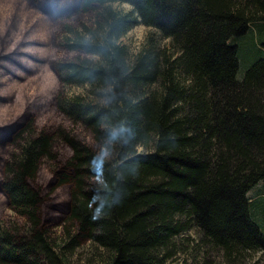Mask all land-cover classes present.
Wrapping results in <instances>:
<instances>
[{"label":"trees","instance_id":"trees-1","mask_svg":"<svg viewBox=\"0 0 264 264\" xmlns=\"http://www.w3.org/2000/svg\"><path fill=\"white\" fill-rule=\"evenodd\" d=\"M18 1L60 18L63 121L38 127L41 104L0 125V264H75L83 247L78 264L264 253V0ZM137 24L150 29L131 53ZM16 45L0 52V104L2 63L36 58Z\"/></svg>","mask_w":264,"mask_h":264},{"label":"rangeland","instance_id":"rangeland-1","mask_svg":"<svg viewBox=\"0 0 264 264\" xmlns=\"http://www.w3.org/2000/svg\"><path fill=\"white\" fill-rule=\"evenodd\" d=\"M20 3L18 0H0V52H7L17 47L14 44L18 43L24 46L20 47L21 51H30L36 58L32 61L21 56L17 58L13 56L16 64L2 63L3 67L13 72V76L5 74L1 79L2 89L11 93V97L0 104V125L12 118L9 116L16 117L23 109L30 110L37 105L38 108L42 104V107L44 105L46 107L44 112L36 113V123L40 128H50L54 123L63 121L55 110L54 103L50 104L59 88L58 80L52 72V63L64 53L56 43V36L61 27L60 18L50 19L37 9ZM115 5L123 9L130 8L127 3H115ZM149 29L143 24H137L124 35L122 40L127 43L131 53L138 49ZM10 41L13 42L9 43ZM262 43L263 40L259 41L258 46L264 49ZM236 44L238 60L242 64V55L247 49L238 41ZM254 57L257 56L255 54L248 56L249 63L253 62ZM24 60L28 65L23 64ZM48 107L50 108L47 109ZM2 209L0 217L12 213L6 206ZM261 232L264 234V223L261 225ZM77 251L79 255H83L81 258H75V264H78L77 259L83 261L88 248H78ZM251 262L264 264V253H256Z\"/></svg>","mask_w":264,"mask_h":264},{"label":"clouds","instance_id":"clouds-1","mask_svg":"<svg viewBox=\"0 0 264 264\" xmlns=\"http://www.w3.org/2000/svg\"><path fill=\"white\" fill-rule=\"evenodd\" d=\"M107 149H101L100 156L98 158H95L96 162H98L99 166L102 167L103 158L107 156ZM98 171V169H97ZM102 181L98 180V183H101ZM95 202V199H93V203ZM103 205L98 206L95 208V214L99 216L102 213Z\"/></svg>","mask_w":264,"mask_h":264}]
</instances>
